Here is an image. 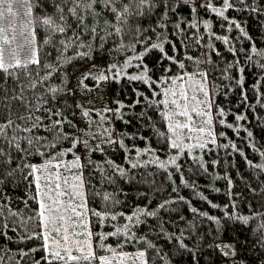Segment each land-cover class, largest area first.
Wrapping results in <instances>:
<instances>
[{
	"label": "trees",
	"instance_id": "obj_1",
	"mask_svg": "<svg viewBox=\"0 0 264 264\" xmlns=\"http://www.w3.org/2000/svg\"><path fill=\"white\" fill-rule=\"evenodd\" d=\"M208 2L214 7L221 6V0H188L187 5L177 4L175 10H161L157 0L151 12L145 10L143 16L128 20L133 30L137 27L141 30L138 37L141 43L135 44V50L120 47L121 43H135L131 36H124L123 33L114 34L103 47L92 41L93 51L89 58H80L73 48H68L63 53L60 71L45 84V88L52 85L64 89V94L45 106L62 114V117L54 116L53 119L65 120L62 130L68 139L57 144L56 151L72 149L63 157L61 165L65 172L68 169L70 174H81L85 183L88 228L97 256L112 252L133 254L135 251H146L144 259L148 264H224L226 257L217 245L233 241L238 264H264V243L258 240V227L264 223V216L259 215L264 213V170L249 164V161L255 165L264 164V156L261 155L264 153V69L260 67L264 64V55L258 54L264 52V11H251L252 8H264V3L262 0H234V8L225 12V16L229 17L226 21L210 9L206 10ZM32 3L34 15L53 12L48 0H32ZM36 4L39 7H35ZM193 7L195 12L191 11ZM205 20L211 27L205 28ZM233 21L244 28L247 36L235 28ZM176 24L180 25L179 29ZM36 33L40 45L39 58L43 63H53L52 57L57 55V51L52 45L43 44L46 38L43 29L37 28ZM217 36H227L229 43L217 40ZM21 39L17 32V40ZM56 39L64 37L57 34ZM161 41L169 56L185 64L184 70L164 58L158 49L147 52L142 61L135 59L152 43ZM15 46V41L11 46L4 45L5 48ZM59 47L56 44V49ZM253 48L257 51L253 52ZM45 53L51 55L45 56ZM129 61L131 63L119 78L107 81L93 78L101 73L111 76L108 69L113 64L118 70ZM197 61L200 63L197 64ZM141 63L147 65L151 78L148 84L126 78L125 74H142L143 69L137 67ZM229 64L235 67L229 69ZM240 68L244 69L243 73ZM197 70L208 74L204 83L212 106L207 108L202 105L201 108L211 113L210 128L216 143L212 144L205 133L181 129L178 130L179 140L183 144L198 143V135L201 141L207 142L203 149L184 148L181 151L170 146L176 136L168 131V121L162 115L169 109L153 103L163 99L153 95V91L172 88L171 83H162L168 77ZM89 73V78L84 79ZM41 75H44L43 71ZM241 76L244 82L238 85L237 80ZM199 79L196 77L197 81ZM81 80L82 83L79 82ZM152 81L156 83L152 84ZM36 95H41L39 87ZM98 97L102 100L97 101ZM199 97H203V93L200 92ZM137 100L140 103H136ZM119 104L124 107L118 112L105 111L116 109ZM220 109L224 110L223 117L219 115ZM84 111H89L90 115L85 117ZM34 114L42 116L45 125L50 123L43 116V108ZM191 115L193 127L200 126L201 121L206 119L195 113ZM238 115L246 119L237 121L235 117ZM220 119L224 120V124H220ZM174 120L185 122L186 118L177 115ZM228 124L233 127H227ZM161 132L166 135L160 136ZM248 132L252 133L251 137ZM21 135L46 137L49 143L55 140V133L43 127ZM77 138L86 140L87 145L76 144L73 147ZM109 139H122L125 147L121 148L118 142L108 143ZM97 146L99 150H96ZM76 157H80L78 163L81 167L66 169L65 165H70ZM173 158L175 163H172ZM44 159L34 155L28 162L40 164ZM132 164L137 167L133 168ZM161 164L164 166L161 167ZM115 166L123 169L125 175L121 176ZM0 190L3 191L0 205L4 206L0 224H11V220L7 219L10 212L17 213L14 218L17 221H27L29 216H35L37 205L31 199L35 185L31 183V178L26 180L18 174L11 185L5 181ZM105 195L110 197L109 201L104 200ZM165 202L168 203L161 209L159 205ZM213 204L217 207H212ZM193 208L196 212L192 211ZM141 210L154 211L156 215H140V223H136L135 216L131 222L127 220L129 215ZM96 212L101 216L97 217ZM202 213H207V216ZM233 214L255 218L244 225L229 219ZM111 215H116L117 219L112 220ZM208 216L217 218L220 223L209 220ZM125 224L129 225L127 236L123 235ZM12 227H15V233L11 228L3 229L12 236V241L0 243V255L5 257L0 264H13L8 260L9 256L16 264H37V261L44 264L41 259L46 255L41 247L43 241L18 242L23 229L19 223ZM117 228L121 229V234L99 239L102 234L114 232ZM178 240H183L187 250L179 248ZM149 244L155 245V248L148 247ZM32 248L37 250L30 251ZM21 252L28 255L22 256ZM72 254L80 255L75 250ZM69 264L77 262L70 261ZM91 264H97V261L93 260Z\"/></svg>",
	"mask_w": 264,
	"mask_h": 264
},
{
	"label": "snow or ice",
	"instance_id": "obj_2",
	"mask_svg": "<svg viewBox=\"0 0 264 264\" xmlns=\"http://www.w3.org/2000/svg\"><path fill=\"white\" fill-rule=\"evenodd\" d=\"M161 10L172 9L175 10L177 4L187 5L188 0H158ZM19 4L24 8L23 16L26 18L24 22L20 25L19 29L16 26L15 17L17 15L13 10V4ZM48 3L52 6V14L34 15L33 14V3L32 0H0V186L5 185L7 181L8 185H11L18 174L24 176L27 180L31 178V183L35 185V193L31 197L36 202L37 208L35 210V216H29L27 221H17L14 218L17 216L16 212H10L7 219L11 220V224L3 223L0 224V243L4 241H12V236L5 232L4 228H11L12 232L15 233V225L19 223L20 227L23 229V234L18 237V242H28L34 239H39L43 241L42 249L46 255L42 256L41 259L44 264H69V262H85V264H91V261H97V264H112V260L106 256H97L93 245L90 243L92 236L91 232H87L86 235L89 240L83 241L84 247H81V242L78 240L76 242L75 251L80 253V255H73V249L71 247H63V244H67L69 241V228L67 225V219L64 211H61L63 206V201L60 197L64 195H71V192L59 191L61 189V183L63 181L64 185H68L67 177H62L59 171L54 174L50 171L51 169H59L63 163V157L67 152H71L72 149H67L65 151H56L57 144L61 141L68 139L66 133L63 132L62 127L65 123L63 118L53 119V117H62L59 111H53L52 107H46L50 101H55L57 96L64 94V89L62 86H52L48 85L45 88V84L53 77L55 73L60 71V63L63 60V53L68 48H73L75 55L80 58H89L93 51L92 41H96L100 47L115 34L124 36H131L135 43H130L124 45L121 43L120 47L132 48L135 50V44L141 43L138 39L140 35V29L137 27L135 30L128 24L130 17H140L145 14V10L151 12L155 7L157 0H48ZM264 3V0H262ZM234 0H221V6L214 7L211 2L205 5L206 10L210 9L212 12L216 13L217 16L222 17L224 20H228L229 17L225 16V12L229 9L234 8ZM35 7H39L36 4ZM192 12L196 11V8L191 9ZM251 11H264V8H252ZM115 21V23H111ZM7 21V27L4 26L3 22ZM236 29L240 33L247 36L244 28L241 27L239 23L235 21L232 22ZM119 24L120 26H117ZM205 28L211 27L210 23L204 21ZM195 27V25H193ZM43 29L45 33V39H43L44 45H52L57 51V55L52 57L53 63H43L39 58L40 45L36 40V29ZM176 28L179 29L180 25L176 24ZM99 29V31H98ZM11 30L12 38H8V32ZM17 32L22 38L17 40ZM57 34H61L64 39L57 40ZM217 40H222L225 44L229 43L227 36H217ZM250 39V38H249ZM16 42L15 47L5 48L4 45L11 46L13 42ZM56 44H59V48L56 49ZM80 49H83L81 51ZM158 49L160 53L164 55V58L171 61L172 64L178 65L181 70L185 69V64L177 60L174 56H169L165 52L164 42L152 43L149 48H146L139 56L135 59L143 60L145 54L151 50ZM231 51V49H230ZM253 52L257 50L252 49ZM259 55H264V52L258 53ZM51 53H45V56H50ZM251 57H249L250 59ZM188 59H192L189 57ZM128 64L123 65L117 70V65L113 64L108 72L112 75L109 76L106 73H101L98 76L93 77L99 81H107L109 79L119 78L124 69L128 67ZM200 61H197L199 64ZM137 67L143 69L142 74L138 75H126L129 81H142L145 84L149 83L151 79L148 76V68L146 64H138ZM235 65L229 64L228 68H233ZM260 67L264 69V64ZM41 71L44 75H41ZM171 71V69H168ZM227 71V69H225ZM239 71L243 73L244 69L240 68ZM91 73L86 74L84 79H88ZM207 73L201 70H197L193 73L184 72L181 75H173L162 81L165 85L171 83L172 85H177L178 88H166L162 92L153 91V95L162 96L163 99L157 103V106L163 105L168 107L167 112H163L162 115L165 120L168 121L167 129L169 132L176 136V139H172L170 146L173 149L184 148L189 150L193 148H205L207 142L201 141L200 136L196 137V144H183L179 140L180 132L178 130L187 129L189 132L205 133L210 137V142L212 144L216 143V138L213 135L210 125L212 123L211 113L207 109H202L201 105H206L207 108H211L212 103L210 99L209 91L207 90V85L204 83L207 79ZM199 77V81L196 80ZM58 78V77H57ZM227 79V77H225ZM82 83L83 81H79ZM243 77L241 76L237 80L238 85L243 84ZM156 81H152L155 84ZM187 84L188 88H191L193 93L199 91L203 93V99L198 100L197 96L193 94L191 97L188 95V88L184 85ZM151 87V84L149 85ZM39 87L41 95H36V89ZM31 93V97L29 96ZM143 95L142 93L140 94ZM172 97V99H169ZM178 97V98H176ZM146 99V98H145ZM246 99V97H245ZM183 102V103H182ZM136 103H140L139 100ZM171 105L172 107H169ZM123 104H119L116 109H105L108 112H118L120 108H123ZM43 108V116H46L50 121L48 125L43 123V117L40 115H35L34 113ZM15 110V111H14ZM192 113H195L198 117H205L206 119L201 121V125L198 127H193ZM83 115L88 117L90 115L89 111H84ZM182 116L186 118L185 122H176L174 120L175 116ZM219 115L223 117L224 110H219ZM122 119V117H121ZM237 121L245 120L246 117L243 115H238L235 117ZM220 124H224V120L220 119ZM71 123L70 121L68 122ZM21 124L23 127H21ZM41 127L45 128L50 133H55L54 142H47L46 137H40L35 135H21V133H33L34 130H38ZM227 127L231 128L233 125L228 124ZM59 129V130H58ZM107 131V130H105ZM160 136L164 137L166 134L161 132ZM223 135V133H221ZM249 137L252 136L251 132H248ZM108 143L115 144L119 143L121 148H124V142L109 139ZM76 144L87 145L86 140L76 139L73 143V147ZM235 147V145H233ZM41 149H44L41 151ZM50 149V150H49ZM99 150V146L97 149ZM139 151V150H137ZM147 151V150H145ZM39 156L44 159L43 163H29V158L32 156ZM264 156V153H261ZM80 157H76L70 165H65V168H78L81 165L78 163ZM55 161V163H53ZM172 163H175V158H173ZM249 164L254 168H259L264 170V164L255 165L249 161ZM133 168L137 167L136 164L131 165ZM161 167L164 165L161 164ZM120 171L121 176H124V170L119 169V166H115ZM43 180V184L41 181ZM76 180H80L77 176ZM81 185L74 184L71 185L72 191L79 188ZM50 192H55L56 198L54 199ZM76 195H80L83 200L84 194L82 192H76ZM3 197V191L0 190V198ZM183 199V197H181ZM206 199V198H205ZM105 201H109L110 197L108 195L104 196ZM112 203H118V201H112ZM168 202L159 205L161 209L165 208ZM83 203L79 207H83ZM76 205L71 206V211L76 213L77 216L82 215V213L76 212ZM212 207H217L212 205ZM196 212V209H192ZM4 206L0 205V216H3ZM97 217L101 216V213L96 212ZM123 216V213L120 214ZM140 215L155 216L154 211H144L141 210L140 213H133L127 217L128 221L133 220V216L136 217V223H140ZM202 215L207 216V213H202ZM259 215L264 216V213ZM255 217L243 216L239 214H233L229 216L235 222L247 225L250 219ZM112 220H116V215H111ZM209 220L215 221L217 224L220 221L212 216H208ZM63 222V223H61ZM129 231V225H124L123 235L127 236ZM259 237L258 240L264 243V223L260 224L258 227ZM121 234V229L117 228L114 232L108 234H102L99 239L104 240L110 236H117ZM59 235V239H57ZM17 241H13L16 243ZM179 248L186 249L188 246L183 243V240L177 241ZM104 245H101L103 247ZM148 247L155 248V245L149 244ZM221 249L222 255L226 258L232 260V264H236L235 256L236 251L234 245L224 244L217 245ZM37 249L32 248L30 251H36ZM22 256H27V252H21ZM119 255V254H117ZM127 256L128 254H123ZM146 251H140L135 254L134 258H139L143 261V264H148L145 260ZM5 257L0 255V262L4 261ZM8 260L16 264L13 257L9 256ZM39 264V261H37ZM123 264V261H121Z\"/></svg>",
	"mask_w": 264,
	"mask_h": 264
},
{
	"label": "rangeland",
	"instance_id": "obj_3",
	"mask_svg": "<svg viewBox=\"0 0 264 264\" xmlns=\"http://www.w3.org/2000/svg\"><path fill=\"white\" fill-rule=\"evenodd\" d=\"M13 10L14 12L17 13L15 20H16V26L19 29L20 25L24 22V20L26 19L23 16V12H24V8L22 6H20L19 4H13ZM4 26L7 27V21L3 22ZM9 32H11V30H9ZM8 32V38L10 39L12 33ZM179 83L177 85H173V87L178 88ZM185 88H188V85L185 84L184 85ZM193 94H195L197 96V99H203L204 97H199L200 92L197 91L195 93H193L192 89L188 88V95L191 97ZM171 98V97H170ZM178 98V97H176ZM83 100L84 97H82ZM102 100V97H98L97 101ZM183 103V102H182ZM202 106V105H201ZM206 106V105H205ZM103 138H105L104 136H102ZM67 169V168H66ZM50 171L53 172V174L56 171H59L62 174V177H67L69 184L68 185H64L63 181H59L61 183V189L59 191H67V192H71V195H64L62 197H60V199L63 201V206L61 208V211L63 212L65 208H67V212L65 213L66 215V219H67V225L69 228V241L67 244H63L62 242V246L63 247H71L73 249V251L75 250L76 242L79 240L81 242L80 246L84 247L83 241L85 240H89V237L86 235L87 232H90L88 225H89V221H88V209H87V205H86V191H85V183L82 180L81 174L78 173H73L70 174V171L67 169L66 172L64 170V167L61 165V167L59 169H51ZM79 176L80 180H76V177ZM41 183L43 184V180L41 181ZM74 184H79L81 185L79 188L75 189V191H72L71 189V185ZM76 192H82L84 194V198L83 200L81 199L80 195H76ZM50 195L53 196V198H56L55 192H50ZM83 203V207H79V205ZM76 205V212L82 213V215L77 216L76 213H73L71 211V206ZM63 223V222H61ZM59 235H57V239H59ZM90 243L93 245V241H92V237L90 239ZM225 244H231L234 245L233 241H228ZM235 247V245H234ZM236 251V250H235ZM140 251H135V253L133 254H128L127 256L123 255L125 253L123 252H112L109 253L107 255H104L106 257H109L112 260V264H121V261H123V264H143V261L140 260L139 258H134L135 254L138 253ZM119 254V255H117ZM237 255L235 256V262L237 263ZM224 264H232V260L230 258H226V261Z\"/></svg>",
	"mask_w": 264,
	"mask_h": 264
}]
</instances>
